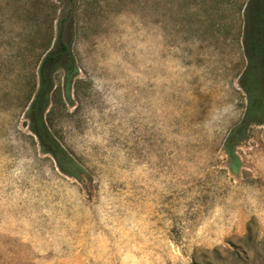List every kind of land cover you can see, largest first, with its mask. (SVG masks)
Here are the masks:
<instances>
[{
    "label": "rangeland",
    "instance_id": "374dc122",
    "mask_svg": "<svg viewBox=\"0 0 264 264\" xmlns=\"http://www.w3.org/2000/svg\"><path fill=\"white\" fill-rule=\"evenodd\" d=\"M247 1L0 0V264H264V125L235 173L223 150ZM60 30L79 81L53 134L80 179L24 116Z\"/></svg>",
    "mask_w": 264,
    "mask_h": 264
},
{
    "label": "trees",
    "instance_id": "16d2710c",
    "mask_svg": "<svg viewBox=\"0 0 264 264\" xmlns=\"http://www.w3.org/2000/svg\"><path fill=\"white\" fill-rule=\"evenodd\" d=\"M51 41L52 37H47L40 49L36 63L37 83L27 98L24 116L41 152L54 159L62 174L80 179L82 168L53 134L56 107L62 103L63 96L69 99L72 88L77 86L78 68L61 30L52 47ZM242 47L246 65L238 82L247 104L242 120L230 130L223 145L234 173L240 168L237 145L246 138L250 125H264V0H248L243 6ZM58 72H62V89L56 85Z\"/></svg>",
    "mask_w": 264,
    "mask_h": 264
}]
</instances>
